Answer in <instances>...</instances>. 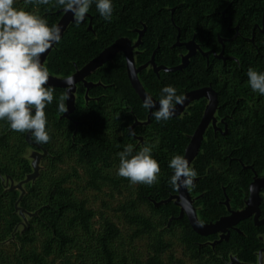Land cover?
<instances>
[{"label":"trees","instance_id":"trees-1","mask_svg":"<svg viewBox=\"0 0 264 264\" xmlns=\"http://www.w3.org/2000/svg\"><path fill=\"white\" fill-rule=\"evenodd\" d=\"M17 7L33 10L17 0ZM61 7L40 5L37 11L50 25H57ZM139 78L146 92L157 100L166 86L178 94L211 85L218 93L217 124L210 125L200 151L193 160L198 175L190 193L199 220L211 223L230 210L246 206L255 174L264 176V96L248 85L249 68L264 71V0H114V13L106 22L93 5L83 23L73 21L44 65L49 74L66 78L83 68L116 39L127 37L136 44ZM194 41L200 50L182 70L155 71L156 67H177ZM94 83H79L75 91L76 109L68 117L58 110L66 89L52 87L53 102L45 112L50 140L41 144L49 152L51 172L28 187L21 196L7 190L2 178L24 179L32 165L24 156L27 133L11 130L0 121V264H10L2 244L15 236L21 248L17 264H132L127 245L148 236L149 257L145 264H184L173 253L168 236L178 234L183 254L193 264H228L232 257L245 264H258L264 248V224L254 218L241 221L228 237L196 233L175 201L178 193L169 184L173 170L169 161L185 155L208 104L207 98L193 101L182 115L156 121L131 84L126 57L118 53L112 61L87 77ZM131 127L136 136L131 137ZM159 141L153 156L160 164L159 179L153 185L131 184L119 177L117 153L132 143L139 151L145 143ZM75 158L73 172H57V166ZM86 175L88 189L108 187L124 196L115 210L131 228L126 242L119 226L105 213L79 200L69 185ZM229 202V208L226 203ZM18 206L33 213L23 232ZM264 218V189L261 193ZM100 215V225L94 219Z\"/></svg>","mask_w":264,"mask_h":264},{"label":"clouds","instance_id":"clouds-1","mask_svg":"<svg viewBox=\"0 0 264 264\" xmlns=\"http://www.w3.org/2000/svg\"><path fill=\"white\" fill-rule=\"evenodd\" d=\"M25 5H33V10L17 7V0H0V121H7L11 130L29 132L41 144L50 140V129L45 109L52 104L53 89L48 85L49 70L42 62V55L58 44L62 29L40 15V5L61 7L72 13L76 23H83L94 5L101 17L110 22L114 13V0H24ZM248 85L251 90L264 96V71L249 68ZM71 78L66 81L70 82ZM185 97L178 94L174 86H166L161 91L159 107L149 95L144 98L143 107L152 109L156 121H167L176 114V106L182 105ZM58 110L65 113L64 98L58 102ZM131 137L136 132L127 129ZM159 141L145 143L135 151L132 143L117 153L119 166L117 175L129 180L133 185H153L161 173L160 164L153 156ZM173 175L169 184L174 188L190 187L197 171L190 166L183 155H174L169 161Z\"/></svg>","mask_w":264,"mask_h":264},{"label":"water","instance_id":"water-1","mask_svg":"<svg viewBox=\"0 0 264 264\" xmlns=\"http://www.w3.org/2000/svg\"><path fill=\"white\" fill-rule=\"evenodd\" d=\"M63 13L60 21L58 22V26L62 29V36L68 29V26L75 21L73 19L72 13H66L63 9L61 10ZM143 33L139 37V40L136 44H133L129 38L121 37L116 39L112 44L107 46L103 49L95 58L90 60L83 68L79 69L73 75L62 78L57 77L54 75L49 74V81L48 85L51 87H62L66 89L67 94V111L64 113L63 116L68 117L72 112L75 111V91L77 89V85L79 83H84L86 87H91L94 85L92 82L87 81V77L90 76L93 72H95L98 68H100L105 63L112 61L113 58L118 53H123L126 57L127 62V71L128 76L131 81L132 86L144 102V98L149 96L150 94L146 92L143 84L140 81L139 73L142 69L148 66L144 65L141 67L136 66L135 60V50L142 42ZM56 45L53 46L52 49L42 55V62L45 63L48 55L54 49ZM187 48L189 50L188 54L184 55L182 58V64L177 67L167 68V67H156L154 59H152L151 64L154 66L156 72L160 70L165 71H175V70H182L187 66L188 60L191 58L193 54L199 51L201 48L198 44L194 41L188 43ZM71 78V81L66 83L68 79ZM151 96V95H150ZM185 101L182 105L176 106V114L174 116L182 115L185 109L195 100L200 98H207L208 104L206 106V110L204 115L199 123L197 129L195 130L194 134L191 137L190 143L188 144L184 157L188 159L189 164L191 166L193 160L198 155L205 132L207 128L212 125L216 126L217 118L215 116L218 107H219V96L217 91L211 86H205L198 89H194L191 91L186 92L184 95ZM152 97V96H151ZM154 101L157 102V107H159V100L152 97ZM150 116L153 115V110L149 109ZM31 133H27V141L36 145H40L35 143L30 138ZM193 185V184H192ZM178 193L172 195L167 200L168 201H175V204L181 208V217L186 216L192 226L193 230L203 236H208L212 234H220L221 239L228 237L230 234L231 229L236 228L237 225L250 217L254 218L256 225L264 224V218L261 217V193L264 189V176H259L255 174L254 180L251 182L249 190V197L246 201V206L241 210H230L228 215L221 217L219 220L211 223H202L199 220L197 208L194 205V200L190 194L189 187L179 186L177 187ZM228 208L229 202L226 201ZM230 209V208H229ZM264 248L259 251V261L258 264H264L263 260ZM228 264H245L240 262L238 259H233L232 262Z\"/></svg>","mask_w":264,"mask_h":264},{"label":"rangeland","instance_id":"rangeland-1","mask_svg":"<svg viewBox=\"0 0 264 264\" xmlns=\"http://www.w3.org/2000/svg\"><path fill=\"white\" fill-rule=\"evenodd\" d=\"M24 156L31 163L32 172L27 174L24 179H16L10 176H4L2 178L3 186L5 187V189H16L20 192L21 196H23L27 192L29 186L34 185L39 180L44 178L45 183L47 181L48 174L51 172L48 160L49 152L42 145L38 146L36 144L28 142L27 147H25ZM76 165L77 164L75 163V158L67 159L65 163L57 166L58 168L55 174H59L60 172L72 173L73 167ZM86 181V175L82 172V170H80V178H74L69 185L72 187L75 195L79 200H85L88 202L89 208L95 210L98 213H105L106 216L112 219L122 230L126 242H129L128 237L131 233V228L127 225L122 216L115 210L116 206L120 202L124 201V196L120 195L117 192H113L108 187L103 188L101 191L88 189L86 186ZM190 188L191 186L189 187V191ZM18 213L22 218V222L18 226V231L23 232L33 213L19 206ZM99 217L100 215L98 214L94 219L95 228H98L100 225ZM168 239L173 243L172 251L175 254L176 258L183 260L184 264H193L183 254V247L178 240V234L174 236H168ZM149 242V237L144 236L142 238H139L135 242V244L127 245L132 264L146 263L149 257ZM20 248V242L18 241V239H16L15 236H12L11 238L3 242L2 250L4 251V255L9 259L10 264H17V258L19 256ZM164 259L166 261V264H175L168 263V257H164ZM231 259L234 258L232 257ZM230 262H232V260H230L229 263Z\"/></svg>","mask_w":264,"mask_h":264}]
</instances>
